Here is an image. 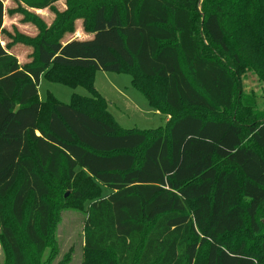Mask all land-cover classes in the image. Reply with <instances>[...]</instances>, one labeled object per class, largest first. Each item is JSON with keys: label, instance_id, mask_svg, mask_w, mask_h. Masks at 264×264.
Here are the masks:
<instances>
[{"label": "trees", "instance_id": "1", "mask_svg": "<svg viewBox=\"0 0 264 264\" xmlns=\"http://www.w3.org/2000/svg\"><path fill=\"white\" fill-rule=\"evenodd\" d=\"M18 1L41 11L77 0ZM85 2L54 41L19 11L38 30L17 39L33 49L29 64L0 44V264L50 260L40 262L52 213L41 173L59 180L63 170L111 191L90 203L84 225L83 251L103 264H196L200 255L204 264H264V112L240 93L247 72L264 85V0ZM3 15L0 1V35ZM77 22L89 38L62 42ZM97 70L131 75L150 108L174 116L166 131L119 128L92 86ZM42 77L91 97L48 104L37 129L48 103L38 101ZM147 80L158 88L146 91ZM243 108L254 112L241 120ZM8 197L24 246L3 212ZM244 231L252 235L231 241Z\"/></svg>", "mask_w": 264, "mask_h": 264}, {"label": "rangeland", "instance_id": "2", "mask_svg": "<svg viewBox=\"0 0 264 264\" xmlns=\"http://www.w3.org/2000/svg\"><path fill=\"white\" fill-rule=\"evenodd\" d=\"M3 5V33L0 35V44L6 49L5 45L8 44V50L15 58H17L20 66L29 64L31 61V53L33 49L26 46L17 39H34L38 34L37 28L29 22L23 21V13L33 22H35L43 37L48 41H54L61 33L62 28L67 24L70 15L73 11L83 7L87 4L85 0L73 1L68 10L66 1H60L54 4L51 8L36 11L23 6L18 0H0ZM70 3V4H71ZM68 12L63 15L64 12ZM23 11V13L19 12ZM27 38V39H26ZM73 38L79 40L88 39L89 36L82 33L80 30V23H76L75 34L65 36L62 42L71 40ZM20 40V39H19ZM31 41V40H30ZM38 39L31 41L33 45H37ZM25 42V41H24ZM45 77V76H44ZM41 78L38 87V97L40 103L45 102L48 98V103L40 104V114L37 121V129H45L46 117L50 110L49 105L53 102L59 101L62 104L70 105L72 95L89 98L91 93L80 85L63 86L59 82H50ZM144 87L155 91L158 84L155 81H144ZM93 88L95 91L104 98L107 102L106 111L108 116L113 118L115 124L123 130H150L164 133L167 124L174 118L162 109L156 111L148 105L146 99L136 90L132 85V76L122 73H110L97 70L93 75ZM155 87V88H154ZM240 93L242 98L245 95H252L257 102L261 103L260 108H256V112H264V85L258 82L257 77L247 72L242 76L240 82ZM158 101L162 100L160 92ZM96 101L97 98H92ZM248 100H242V106L248 107L245 103ZM49 104V105H48ZM90 104L89 110L94 112V108ZM254 110L250 111L249 108L238 110L237 116L240 119H246L253 114ZM108 116L97 114L99 119L109 121ZM206 117L210 120H230L231 117L227 116H209ZM243 117V119H242ZM258 117L264 119L262 115ZM250 122L244 121V125ZM32 153L34 150L32 149ZM34 158V154H32ZM42 178L45 180L49 187V197L47 201L52 207L51 222L49 230V238L47 239V247L40 257L41 263L47 264H103V258L98 255L86 254L83 251V237L85 234V220L89 211L90 203L94 200L100 199L109 195L111 191L104 189V187L93 182L86 177L81 171L77 170V174L73 181H68L65 177L63 170L59 180H56L48 174L41 173ZM11 197L2 201L3 212L9 223L15 230L19 240L24 246V235L21 228L16 227L12 222L10 213ZM264 212V210H263ZM264 222V213L261 215ZM252 235L244 231L243 234L232 238L231 241H241L243 237ZM26 249V248H25ZM27 250V249H26ZM27 253H30L27 250ZM2 250L0 246V260H2ZM203 255L196 264H204L202 259Z\"/></svg>", "mask_w": 264, "mask_h": 264}]
</instances>
